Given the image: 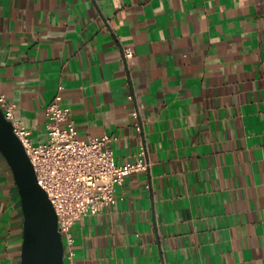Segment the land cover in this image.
<instances>
[{
  "label": "crops",
  "instance_id": "0c3cea01",
  "mask_svg": "<svg viewBox=\"0 0 264 264\" xmlns=\"http://www.w3.org/2000/svg\"><path fill=\"white\" fill-rule=\"evenodd\" d=\"M60 84L64 126L151 163L74 225L79 264H264V0H0V91L36 143ZM23 241L0 150V264Z\"/></svg>",
  "mask_w": 264,
  "mask_h": 264
},
{
  "label": "built area",
  "instance_id": "2783aa9c",
  "mask_svg": "<svg viewBox=\"0 0 264 264\" xmlns=\"http://www.w3.org/2000/svg\"><path fill=\"white\" fill-rule=\"evenodd\" d=\"M135 55L132 46L126 48L127 58ZM64 85L60 84L55 99L47 106L49 138L36 143L32 130L17 117V104L0 91V104L16 133L24 142L35 165L39 183L47 190L58 215L65 241L66 264H79L76 257L74 225L84 216L100 213L117 202V192L128 176L150 166L147 146L142 144L139 157L120 163L109 145L110 134L83 140L78 128L63 123L71 116V107L62 103ZM131 97H134L131 94ZM139 118L140 114L136 112ZM139 128L142 121L137 119Z\"/></svg>",
  "mask_w": 264,
  "mask_h": 264
},
{
  "label": "water",
  "instance_id": "95a60500",
  "mask_svg": "<svg viewBox=\"0 0 264 264\" xmlns=\"http://www.w3.org/2000/svg\"><path fill=\"white\" fill-rule=\"evenodd\" d=\"M0 150L13 169L22 198L24 241L20 264H66L57 209L39 183L28 150L1 104Z\"/></svg>",
  "mask_w": 264,
  "mask_h": 264
}]
</instances>
